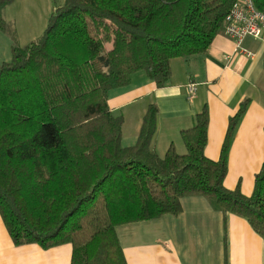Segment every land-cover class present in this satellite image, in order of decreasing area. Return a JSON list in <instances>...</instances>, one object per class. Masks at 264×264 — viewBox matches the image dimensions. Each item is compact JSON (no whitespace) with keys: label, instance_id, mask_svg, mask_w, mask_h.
<instances>
[{"label":"trees","instance_id":"trees-1","mask_svg":"<svg viewBox=\"0 0 264 264\" xmlns=\"http://www.w3.org/2000/svg\"><path fill=\"white\" fill-rule=\"evenodd\" d=\"M0 0V30L6 31ZM235 0H64L42 33L11 45L0 64V216L14 245L72 247L70 264H127L117 226L177 216L181 199L204 197L245 219L264 239V163L250 195L223 186L234 130L228 120L217 160L204 154L206 106L180 131L186 152L152 147L150 104L134 144L121 143L123 117L108 93L143 71L167 85L170 62L207 52ZM264 12V0H253Z\"/></svg>","mask_w":264,"mask_h":264},{"label":"crops","instance_id":"crops-1","mask_svg":"<svg viewBox=\"0 0 264 264\" xmlns=\"http://www.w3.org/2000/svg\"><path fill=\"white\" fill-rule=\"evenodd\" d=\"M51 3L19 0L27 31L33 25L44 29L57 7ZM234 47L232 39L219 34L206 53L172 59L170 78L161 88L143 71H136L128 85L109 91L108 105L114 115L123 117V146L135 143L147 107L156 105L152 147L160 156L170 145L178 154L186 152L180 131L191 127L194 116L206 106L204 154L217 160L228 120L246 100L229 148L223 186L234 189L239 185L243 194L250 195L254 175L264 163V33L242 40L241 47L250 55L235 52ZM189 81L196 83L191 97L185 91ZM181 206L177 216L164 214L117 226L127 264H264V239L245 219L224 216L201 196L183 197ZM71 253L69 243L50 248L33 243L14 245L0 216V264H70Z\"/></svg>","mask_w":264,"mask_h":264},{"label":"built area","instance_id":"built-area-1","mask_svg":"<svg viewBox=\"0 0 264 264\" xmlns=\"http://www.w3.org/2000/svg\"><path fill=\"white\" fill-rule=\"evenodd\" d=\"M264 33V12L258 10L253 0H235L224 19L223 34L232 39L235 52L250 55L241 47L247 36L259 37ZM188 97L196 92V83L189 81L185 85Z\"/></svg>","mask_w":264,"mask_h":264},{"label":"rangeland","instance_id":"rangeland-1","mask_svg":"<svg viewBox=\"0 0 264 264\" xmlns=\"http://www.w3.org/2000/svg\"><path fill=\"white\" fill-rule=\"evenodd\" d=\"M14 2L17 4L11 3L3 9L2 13L7 29L5 32L0 30V64L10 59L9 47L11 45L23 46L36 39L43 31V27H37V25H33V28L27 31V21H24L25 15L20 12L19 0H14ZM63 2L64 0H52L54 6L57 7Z\"/></svg>","mask_w":264,"mask_h":264}]
</instances>
